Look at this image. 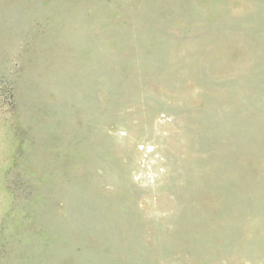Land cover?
<instances>
[{
	"label": "rangeland",
	"instance_id": "374dc122",
	"mask_svg": "<svg viewBox=\"0 0 264 264\" xmlns=\"http://www.w3.org/2000/svg\"><path fill=\"white\" fill-rule=\"evenodd\" d=\"M0 264H264V0H0Z\"/></svg>",
	"mask_w": 264,
	"mask_h": 264
}]
</instances>
